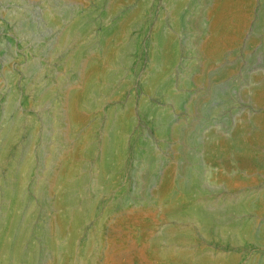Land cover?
<instances>
[{
	"label": "rangeland",
	"instance_id": "374dc122",
	"mask_svg": "<svg viewBox=\"0 0 264 264\" xmlns=\"http://www.w3.org/2000/svg\"><path fill=\"white\" fill-rule=\"evenodd\" d=\"M260 91L264 0H0V232L22 202L4 264H262Z\"/></svg>",
	"mask_w": 264,
	"mask_h": 264
},
{
	"label": "bare ground",
	"instance_id": "6f19581e",
	"mask_svg": "<svg viewBox=\"0 0 264 264\" xmlns=\"http://www.w3.org/2000/svg\"><path fill=\"white\" fill-rule=\"evenodd\" d=\"M157 41H158V43H160L162 41L161 34H157ZM112 49H113L112 47L109 48V45H105L104 46V52L106 53L108 58L112 57ZM153 57H154V59L156 61H160L159 53H154ZM100 77H104L103 74H100ZM257 94H258L257 95V100L258 99H260V100L264 99V93H262L260 91ZM69 97H70V99H74V100H78L79 99L81 101V103H87L88 102V98H87L86 94H84V95L77 94V92L73 91V90H71V92H69ZM254 121L258 125L259 123H261V118L259 116H256ZM241 128L242 127L240 126L239 130L242 132ZM129 130H130L129 121H124L122 123V132H123L122 134L123 135L122 136H117L118 134L114 135L112 137V139H110L109 141H107L105 143L104 149H103L104 150L103 151V157H102V161H101V165H100L101 169H102V171L100 173V175H101L100 176V180L101 181H105L106 180L105 172H107L109 169L114 167L113 166L114 157L118 156V155H124L125 154V146H123V145L126 143L125 140L127 139V136H128L127 134L129 132ZM15 132L16 131H14L12 133L11 137H13ZM124 138H126V139H124ZM220 145H222V144H219V146ZM240 147L243 150L247 151V147H244L243 145H241ZM211 148H217V146H213ZM3 154H1V155L3 156ZM28 162H30V161H28ZM6 165L8 166V168L10 170H12V164L10 165V164L6 163ZM74 171H75V169L73 171H71V173L68 174V175L60 176V178H62V182L64 183V185H67V187H69V188H72L73 186L77 187V185L79 183L78 179H74V178L71 177V175H72V173ZM21 176H23V178H24L25 174L23 173V175H21ZM63 193L65 194L66 191L63 190ZM21 204H22V202L19 199V197H16L13 200V202H12L11 208L8 209V211H7L8 215H7V218H6V222L4 223L2 231L0 232V250H1L0 253L2 252L1 256H0V263L1 264L7 263L5 253L11 247V235H12L14 227H15L17 221H18L19 209L21 207ZM172 208H174V207H172ZM178 212H183V211L180 209V210H178ZM78 214L79 213L72 214L71 219H73V221H76L77 218H78ZM191 214H193V216L191 217V218H193V221H195L196 224L200 223V225L202 226L201 228L203 229L204 226L207 224L209 218L211 217L212 213L199 211L198 209L195 208ZM172 232H174V231H172ZM185 232H187V231H185ZM174 234L175 233H172L170 235V233L168 234L166 232V234L163 235L164 238L167 241L166 252L171 254V249H172L171 247H172V243H173L175 246L177 245V248H178L177 251H179L181 253V255L182 254L183 255H187L188 252L186 250V246L188 244H190L189 243V241H190L189 238H187V236L186 237L183 236V234H182V236L181 235L175 236ZM231 234H232L233 238L239 239L242 236H244L246 234H249V231H248L247 227H244L243 225H242V227L240 225H237V226L233 227V229L231 230ZM54 247H55V254H56L57 257L58 256H68L70 251H71V248H72V242L68 241V242H65V243H61L59 241L58 237H57V238L54 239ZM262 264H264V260H263Z\"/></svg>",
	"mask_w": 264,
	"mask_h": 264
}]
</instances>
